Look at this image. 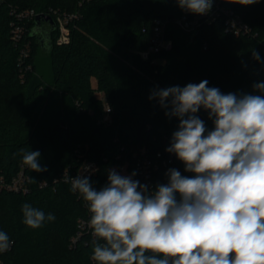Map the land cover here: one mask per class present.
Returning a JSON list of instances; mask_svg holds the SVG:
<instances>
[{
	"label": "trees",
	"instance_id": "trees-1",
	"mask_svg": "<svg viewBox=\"0 0 264 264\" xmlns=\"http://www.w3.org/2000/svg\"><path fill=\"white\" fill-rule=\"evenodd\" d=\"M220 1L239 12L254 34L235 36L221 19L193 34L178 25L184 9L176 0H0V173L10 177L24 170L31 185L27 193L0 190V231L12 242L1 253L4 264H98L91 259L96 238L80 234L79 219L88 217V206L62 176L84 156L96 160L100 170L90 182L99 191L112 165L134 166L142 148L166 152L178 120L149 99L153 90L207 80L224 94L264 95L253 88L264 82V0ZM30 9L51 15L56 26L46 21L50 28L34 33L36 17L22 14ZM58 16L68 18V42H58ZM155 19L165 23L172 46L144 59L139 51L148 47ZM18 26L25 27L21 38ZM38 49L46 63L37 60ZM95 90L109 97L110 123L100 121L104 104ZM197 115L207 131L214 129L206 111ZM21 149L39 151L47 171L24 165ZM176 164L183 176L194 175L177 157ZM25 203L56 219L38 229L26 226Z\"/></svg>",
	"mask_w": 264,
	"mask_h": 264
},
{
	"label": "clouds",
	"instance_id": "clouds-1",
	"mask_svg": "<svg viewBox=\"0 0 264 264\" xmlns=\"http://www.w3.org/2000/svg\"><path fill=\"white\" fill-rule=\"evenodd\" d=\"M176 2L197 15L213 6V0ZM252 56L260 61L257 51ZM208 83L157 89L149 96L178 120L166 151L193 176L169 168L168 182L150 190L133 179L135 171L124 176L110 170L99 191L88 177H65L87 203L96 238L91 259L98 264H264V95L224 94ZM253 88L264 93V82ZM201 109L213 130L197 115ZM20 152L32 171H47L39 151ZM22 212L32 229L56 219L28 203ZM11 243L0 231V253Z\"/></svg>",
	"mask_w": 264,
	"mask_h": 264
},
{
	"label": "built area",
	"instance_id": "built-area-1",
	"mask_svg": "<svg viewBox=\"0 0 264 264\" xmlns=\"http://www.w3.org/2000/svg\"><path fill=\"white\" fill-rule=\"evenodd\" d=\"M23 17L29 20L36 17L38 13L33 9L25 11ZM74 16L70 15L69 18ZM60 36L58 42H68L69 30L67 27L68 18L58 16ZM221 19L224 22V26L227 31L231 32L235 36H250L253 33L251 25L245 21L239 12L234 11L222 4L220 0H213V6L207 14L197 15L186 10L183 11L181 17L177 20L178 25L191 33H196L202 26L210 25L217 20ZM25 27L18 26L16 28L17 38H21ZM145 31V28L143 29ZM172 46V41L166 36L165 23L160 19H155L153 36L147 48L139 51L140 55L144 59H149L150 55L154 52H160L163 49H169ZM29 55V49L24 47L22 49V58H26ZM158 61V59H155ZM112 106L110 103L104 104V115L100 118L103 123H110L112 121ZM135 163L134 166H130L129 162L114 164L110 167V170H115L119 174L128 176L134 171L137 173L133 179L138 180L141 184L149 186V189H154L156 185V178L168 179L166 172L169 168H175L177 170L178 166L176 164V155L173 153L158 151L151 154L146 148H142L139 152L135 153ZM100 170V164L93 159L87 157H82L78 163V166L71 172L67 169L62 176L65 181V177L76 178L77 176H84L91 179ZM70 183V182H69ZM43 182L41 186L46 185ZM6 189L16 193H27L31 190L30 180L25 175L24 170H20L16 174L10 177L5 176L0 173V190ZM87 204V203H86ZM90 213L87 218L79 219V226L81 228L80 234L83 232H88L92 234V229L89 226ZM80 236V235H79ZM12 247V243H11ZM9 248V250L11 249ZM0 264H4V260L0 253Z\"/></svg>",
	"mask_w": 264,
	"mask_h": 264
},
{
	"label": "rangeland",
	"instance_id": "rangeland-1",
	"mask_svg": "<svg viewBox=\"0 0 264 264\" xmlns=\"http://www.w3.org/2000/svg\"><path fill=\"white\" fill-rule=\"evenodd\" d=\"M45 54L46 53H43V51L41 49H38L37 60L40 62L46 63L48 61V59H47V56ZM158 61H162V59L158 58ZM91 84L93 87H96V78L95 77L91 78ZM1 93H3V92L0 90V94ZM95 94L97 95L98 98H100V100L103 102V104L110 103L109 97L107 96V94L104 91L95 90Z\"/></svg>",
	"mask_w": 264,
	"mask_h": 264
},
{
	"label": "water",
	"instance_id": "water-1",
	"mask_svg": "<svg viewBox=\"0 0 264 264\" xmlns=\"http://www.w3.org/2000/svg\"><path fill=\"white\" fill-rule=\"evenodd\" d=\"M44 21H49L50 24L55 27L56 26V22L54 21L53 17L51 15H46V14H38L36 16V27L34 29V33L39 32L41 25Z\"/></svg>",
	"mask_w": 264,
	"mask_h": 264
},
{
	"label": "flooded vegetation",
	"instance_id": "flooded-vegetation-1",
	"mask_svg": "<svg viewBox=\"0 0 264 264\" xmlns=\"http://www.w3.org/2000/svg\"><path fill=\"white\" fill-rule=\"evenodd\" d=\"M41 27H42L43 29H47V28H50V25H49L46 21H44V22L42 23Z\"/></svg>",
	"mask_w": 264,
	"mask_h": 264
}]
</instances>
